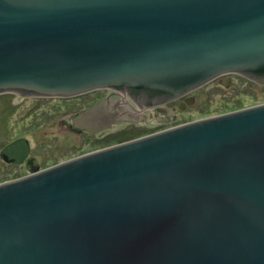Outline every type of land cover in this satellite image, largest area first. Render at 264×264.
Returning a JSON list of instances; mask_svg holds the SVG:
<instances>
[{
    "label": "water",
    "instance_id": "water-1",
    "mask_svg": "<svg viewBox=\"0 0 264 264\" xmlns=\"http://www.w3.org/2000/svg\"><path fill=\"white\" fill-rule=\"evenodd\" d=\"M228 74L264 84V0H0V94L142 114ZM110 98L71 124L135 120ZM0 264H264V102L0 181Z\"/></svg>",
    "mask_w": 264,
    "mask_h": 264
},
{
    "label": "rangeland",
    "instance_id": "rangeland-1",
    "mask_svg": "<svg viewBox=\"0 0 264 264\" xmlns=\"http://www.w3.org/2000/svg\"><path fill=\"white\" fill-rule=\"evenodd\" d=\"M234 81L230 88L214 85L215 81H213L200 87L197 92V89L194 90L196 94L191 96H194L195 100L186 108L181 102L178 104L172 100L161 108L162 111H157V115L153 112L154 116L148 117L149 120L154 118L151 121L111 124L102 131L105 133L102 142L91 141L90 133L81 132L82 128L69 126V122L70 118L80 110L82 103L107 97L111 92L110 89H98L67 98H32L20 97L14 93L0 94V145L3 143L5 145L6 141L10 142L11 138L16 136L25 137L30 144L28 156L33 157V161L28 157L17 165L0 160V180L47 167L82 151H91L103 145L109 146L140 134H148L151 128L160 127L158 124H163L162 122L169 119L194 120L264 102V84L249 80ZM120 94L125 97L124 93ZM5 95L12 96L3 97ZM118 96L113 98L120 101V95ZM122 102H117V106L125 112L126 105H121ZM140 111L141 109L137 107L134 113H126L127 111L125 113L128 118L136 119V115H142Z\"/></svg>",
    "mask_w": 264,
    "mask_h": 264
},
{
    "label": "flooded vegetation",
    "instance_id": "flooded-vegetation-1",
    "mask_svg": "<svg viewBox=\"0 0 264 264\" xmlns=\"http://www.w3.org/2000/svg\"><path fill=\"white\" fill-rule=\"evenodd\" d=\"M234 80H237V81H240V80H242V81H248V80H246L244 77H242V76H240V75H236V74H228V75H226V76H220V77H218V78H216L215 80H213V81H215L214 83V85H218V86H222L223 88H230L232 85V83L233 82H235ZM212 81V82H213ZM199 90V89H198ZM198 90H196V92L198 91ZM196 92L195 91H193V92H190V93H188V94H185V95H183V96H181V97H178L177 99H174L173 101H175V102H178V104L181 102V104L183 105V107L184 108H186L187 107V105H189V104H187V102H186V98H189L191 95H194L195 96V94H196ZM119 95V93L118 92H116V91H111L110 93H109V97H101L100 99H98L97 101H94V100H88V101H86V102H84V103H82L81 105H80V110L74 115V116H77L81 111H83V110H85V109H87V108H89L90 106H92V105H94L95 103H97V102H99L101 99H103V98H106L107 100H109V101H112L111 100V98L110 97H112L113 98V96H115V97H119L118 96ZM194 96H192L193 97V99L195 100V97ZM120 97H121V95H120ZM114 99V98H113ZM120 99V101H116V104H114V105H116L117 106V102H121V101H123L121 98H119ZM193 100V101H194ZM172 100H170V101H168L167 103H170ZM166 103H164V104H160V105H155V106H152V107H148V108H145L144 109V111H143V113H144V116H143V118H141L140 120H138L137 121V119H135V120H133L132 118H130V119H132L133 121H123V122H125V123H131V122H133V123H138V122H142V121H145V122H148V117H151V116H154V113H155V115H157L156 114V112L158 111V112H160V111H162V109L161 108H163V106L165 105ZM191 104H193V103H191ZM123 105V104H122ZM125 109H126V111H130V114L131 113H134L133 112V110L132 109H128V108H126V107H124ZM154 112V113H153ZM74 116H72L70 119V122H69V126H71L72 124V118L74 117ZM141 116V115H140ZM127 117V116H126ZM136 117H138V115H136ZM142 117V116H141ZM128 118V117H127ZM152 119H154V118H150V120L149 121H151ZM147 120V121H146ZM170 120H177V119H170ZM182 121H184V120H182ZM181 121V122H182ZM185 121H187V120H185ZM123 122H121V123H123ZM168 121H165V122H162V123H164V124H166ZM176 122H178V121H176ZM73 126V125H72ZM75 131H77V128H75ZM83 131H85V133H90L91 135H90V140L92 141L93 140V138L94 137H100L101 135H102V131H104V130H102V129H99V131L97 130V131H92V132H90L89 130H86V129H82V131L81 132H83ZM29 157V160L30 161H33V157H30V156H27L26 157V159L25 160H27V158ZM24 160V161H25ZM4 161H6V160H4ZM9 163H12V162H10V161H8ZM12 164H15V163H12ZM15 165H17V164H15ZM0 181H3V180H0Z\"/></svg>",
    "mask_w": 264,
    "mask_h": 264
},
{
    "label": "trees",
    "instance_id": "trees-1",
    "mask_svg": "<svg viewBox=\"0 0 264 264\" xmlns=\"http://www.w3.org/2000/svg\"><path fill=\"white\" fill-rule=\"evenodd\" d=\"M6 96H12V95H5V96H3V97H6ZM5 101H9V100H5ZM168 122L166 123V124H163V125H160V127L159 126H156V127H153V128H151L152 130H150V131H154L155 129H159V128H164V127H166V126H169V125H173V124H176L175 122H176V120H167ZM169 123V124H168ZM104 134L105 133H102V135L100 136V137H94L93 138V142H97V141H103L104 139ZM91 135V134H90ZM141 135V134H140ZM139 136V135H138ZM16 137H18V136H16ZM16 137H14V138H16ZM13 138V139H14ZM12 138H11V140H13ZM7 143H8V141H6ZM5 142V143H6ZM4 144V143H3ZM3 144H1L0 145V149L2 148V146H4ZM101 146V145H100ZM83 152V151H82ZM82 152H80L79 154H81ZM0 160H2L1 158H0ZM3 180V179H2Z\"/></svg>",
    "mask_w": 264,
    "mask_h": 264
},
{
    "label": "clouds",
    "instance_id": "clouds-1",
    "mask_svg": "<svg viewBox=\"0 0 264 264\" xmlns=\"http://www.w3.org/2000/svg\"><path fill=\"white\" fill-rule=\"evenodd\" d=\"M246 79V78H245ZM247 80V79H246ZM209 83H212V82H209ZM207 85V84H206ZM204 87V86H203ZM198 89H200V88H198ZM197 89V90H198ZM236 109H238V108H236ZM234 110V109H233ZM230 111V110H229ZM142 115L144 116V113H142ZM187 121H189V120H187ZM182 122H185V121H182ZM176 124H179V123H181V121H178V122H175ZM164 124V123H163ZM163 124H158V125H163ZM176 124H173V125H176ZM172 124L171 125H169V126H166V127H164V128H167V127H171V126H173ZM164 128H159V129H156V130H154V131H158V130H161V129H164ZM154 131H151V132H154ZM150 132V133H151ZM141 135H143V134H141ZM141 135H139V136H141ZM139 136H135V137H131L130 139H132V138H136V137H139ZM128 140V139H127ZM125 141V140H124ZM122 142V141H121ZM117 143H119V142H117ZM105 146H107V145H103L102 147H105ZM99 148H101V147H99ZM95 149H98V148H95ZM94 149V150H95ZM86 152H88V151H86ZM84 153V152H83ZM28 156V155H27ZM26 159V158H25ZM24 159V160H25ZM3 160V159H2ZM24 162V161H23ZM22 162V163H23ZM13 163V162H12ZM15 164H20V163H15ZM35 170H37V169H35ZM11 179V178H10ZM3 180H7V179H3Z\"/></svg>",
    "mask_w": 264,
    "mask_h": 264
},
{
    "label": "bare ground",
    "instance_id": "bare-ground-1",
    "mask_svg": "<svg viewBox=\"0 0 264 264\" xmlns=\"http://www.w3.org/2000/svg\"><path fill=\"white\" fill-rule=\"evenodd\" d=\"M122 105V104H121Z\"/></svg>",
    "mask_w": 264,
    "mask_h": 264
}]
</instances>
